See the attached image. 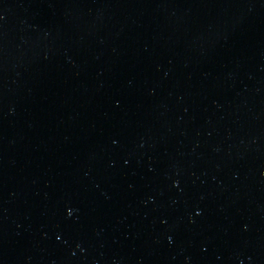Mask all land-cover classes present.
Returning a JSON list of instances; mask_svg holds the SVG:
<instances>
[{"label":"water","instance_id":"water-1","mask_svg":"<svg viewBox=\"0 0 264 264\" xmlns=\"http://www.w3.org/2000/svg\"><path fill=\"white\" fill-rule=\"evenodd\" d=\"M0 264H264V0H0Z\"/></svg>","mask_w":264,"mask_h":264}]
</instances>
